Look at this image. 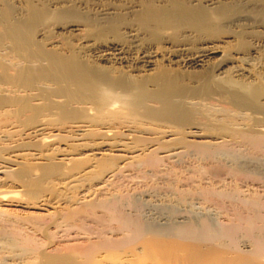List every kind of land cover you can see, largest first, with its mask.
<instances>
[{
    "label": "bare ground",
    "instance_id": "6f19581e",
    "mask_svg": "<svg viewBox=\"0 0 264 264\" xmlns=\"http://www.w3.org/2000/svg\"><path fill=\"white\" fill-rule=\"evenodd\" d=\"M154 1L126 5L125 12L101 8L94 17L74 5L52 10L30 1L23 17L14 18L9 6L0 14V141L12 139L23 125L29 126L24 134L38 140L24 144L36 153L1 157L0 173L48 212L22 219L0 211V246L21 255L9 264H142L146 256L163 264H264V196L222 185L223 175L235 178L242 171L200 167L189 180L205 186L179 185L173 173L165 183L180 201L198 198L225 210L223 225L210 216L150 221L131 191L110 180L132 169L159 175L165 162L185 152L210 159L264 157V91L255 84L233 85L235 76L256 80L260 74L248 64L238 69L236 61L264 60V0H255L254 10L241 0H171L162 7ZM63 21L70 31L86 32L65 55L48 51L34 36L38 25ZM224 73L226 83L219 79ZM218 104L221 110H206ZM59 139L73 145H50ZM45 145L53 153L44 152ZM30 155L43 166L28 164ZM57 175L63 176L60 184L82 178L96 184L77 199L52 203L44 186ZM17 190L7 193L14 197ZM7 193H0L2 201ZM63 203L66 210H58ZM72 232L86 243L51 254L43 250Z\"/></svg>",
    "mask_w": 264,
    "mask_h": 264
},
{
    "label": "rangeland",
    "instance_id": "374dc122",
    "mask_svg": "<svg viewBox=\"0 0 264 264\" xmlns=\"http://www.w3.org/2000/svg\"><path fill=\"white\" fill-rule=\"evenodd\" d=\"M29 1H30L31 4L34 3V5H36V6H44L42 4L45 3V4L49 5L48 7L51 8V9L55 8V7H60V6L62 7L63 5H67V4L74 5L77 8L80 7L79 10L84 15H87V16H90V17H94L102 9L117 8L118 10L120 9L119 11H124L123 9L126 8V5H127V7L132 6L131 4H134L133 6H136L137 4L141 5V4L145 3L146 1H150V0H0V10H1L0 14L4 13L6 7L9 6V7H11L9 9L13 11V12L10 11L12 13L11 15H13V13H14V16H13L14 18H15V15H16V17L20 18L21 15L24 16V14H25L24 11L26 10V8H27L26 6L28 5L27 3H29ZM152 1H154V0H152ZM157 1L156 0L154 1V2H156L155 5H157L158 7H162L167 2L169 3L171 0H157ZM179 1L180 2H191V0H179ZM195 1L197 2V1H200V0H195ZM221 1H224V0H221ZM225 1H228V0H225ZM241 1H242L243 4L249 5L250 6L249 9L253 8V10H254L255 8H259V3L258 2L254 3V2H256L255 0H241ZM255 4H258V5H255ZM112 5H114L115 7L112 6ZM23 16H21V17H23ZM77 20L78 21H82L83 19H77ZM65 23H66V21L56 22V23L55 22H49V24L48 23L47 24L43 23V24L38 25V27L36 28L37 30L35 32L36 34L34 35L35 39L37 40V42L42 47H44L45 49H48V51L58 52V53H61L63 55L67 54L69 46L73 47V48L75 47V45L77 46L78 42H79L78 39L84 37L86 32L83 29V27H82V31L81 30L78 31V32L77 31H70L69 29L66 28V26H64ZM127 23L135 25V23L131 19L127 20ZM123 33H124V29H122V27L119 28L118 29V34H119L118 38H120L121 40L124 39V34ZM226 46H230V45H226ZM2 51H4V47L3 46L0 47V53H2ZM236 63H237L236 65L240 66V67L237 66L238 69L242 68L243 66H246L248 64V65H251L250 68L253 71H255L254 73H257L259 71L260 74L255 77L256 80H254V78H250L247 74H245V72H244V74L246 76H237V77L235 76V77H233V80H234L233 81L234 82L233 85L235 84L234 87L238 88V89H241V87H244V86H247V85L251 86L252 84L253 85L255 84L256 86H258L260 89H263V91H264V77H263L264 73L262 74V76H260L261 75V67L264 64V60H263L262 56L259 57V58L258 57L255 58V60H254V58L253 59L252 58L251 59H244L242 62L237 60ZM252 66L256 70H254L252 68ZM240 73H243V71H241ZM228 77H229V74L227 75L226 73H224V74H221L219 76V79L221 80V82L226 83V80L228 79ZM43 83L42 82L39 83V86L41 85L40 86L41 88L44 87ZM39 90L37 89V92H36V90H34L33 92L34 93H38ZM221 105L222 104H218L217 106H213V107L209 106V108H206V110H209V111H211V110L212 111L213 110H221L222 109ZM211 107L213 109H211ZM238 121H240V120H238ZM28 127H29L28 125L27 126L23 125V127H20L21 131L19 133H17V135H16V133H15V135L14 134L12 135V139L10 138L9 140L7 139L6 141H3V142L0 141V145H1L0 146V153H1L0 154V158L4 157V156L6 157L9 154L13 155V153L14 154L15 153L16 154H18V153L19 154H25V153H28V152H30V153L31 152L32 153L38 152L37 150H32L35 147L28 146V149L32 148L31 150H28L27 147L24 148L25 147L24 144L26 142H31L30 145H32L34 143L33 141L36 139V138H33V136L27 135L28 136L27 137L24 134L26 129H28ZM20 133H22V134H20ZM36 140H35V142H36ZM37 142H38V140H37ZM50 143H47V145L50 144L53 147H58L59 146V148H65V146L67 144H69V146H70L71 143L73 145L72 141L60 140V139H59V141L56 140V141H53V142H50ZM140 143L141 142H139V145H143V144H140ZM29 147H31V148H29ZM44 147L45 148L48 147L46 149V151H44V152H48L49 151L48 153H50V152L53 153L52 151L48 150L50 146L46 147V145H45ZM10 148H11V150H13L12 152H11ZM54 152H55V150H54ZM183 153H181V154H183ZM195 153L196 152L188 154L187 152H185L184 155H182V157H181V155H178V156L176 155V156L172 157L174 160L170 158V160H169L170 162L169 163L165 162L166 165L167 164H169V165H167V166L164 165L163 166V171L159 175L157 173L153 174L154 172H151L150 170H148V168L147 169H145V168L143 169L142 168L143 170L141 169V170H136V171H135V169L134 170L132 169V170H126L125 173L121 175V178H123V179L118 178V180L121 179V180L118 181L117 177L113 176V177H111L110 180L114 181V183L116 182V184H114V185H117V183L119 185L121 184L123 188L125 187V190H128L129 192L131 191L129 193V196L131 195L132 199L135 198L137 201H140V203L143 204V211L145 210L144 211L145 215L146 216L148 215L147 216L148 220H150V219H151L150 221H155L156 220L155 222H159V223H162V224L168 223L169 221H171V219H175V220L177 219L178 221H183L186 218H190V217L201 218V217H204V216L205 217L206 216L214 217V219L217 218L218 219L217 223L218 224L222 223L221 225L227 223V222H224V221H227V216L222 215V212L224 214H226L225 210H223V209L221 210V208H217L218 206L215 207L216 206L215 203L213 204V203L209 202L208 204H206L204 201H201V199L198 200V198H192L190 200L188 199V201L187 200L186 201H180V200L177 199V196L175 194H173V193H171V192H169L168 190L165 189V187H166L165 183L167 182V180L169 178L173 177V175L178 180H180V181H178L176 179V182L178 181L177 183L179 185L180 184L181 185L185 184V186H186V185L191 183L192 185L196 184V187H197V185L201 186L202 184H203V186H205L207 183H202V182L199 183V182H197L196 179L194 181H192V180L190 181L189 180L190 177L193 176L192 174H195L196 169L198 170V169H201L202 167L206 171H211L213 168L215 170L217 168V166L220 168L223 165L224 168H227V170L228 169L229 170L232 169V171H234V172H236L238 174H239V172H241V171L243 172L244 171L243 173L241 172L239 175L235 174L234 172L231 173V171H230L231 175L235 174L236 177L233 175L235 178H231L232 176L230 177L229 175L228 176L223 175L224 178L223 177L222 178H223L224 181H223L222 185L226 186V187L228 185V187L230 186L231 188H233L235 186H239L245 192H246V190H248L250 188L251 191L255 190L254 192H259V194L262 197L264 196V157L263 156H262L263 158L262 157H260V158L258 157V159H257V158H253V157L248 156V155L247 156H233V155H230V154H222L221 156L219 155L216 158H211L210 159L209 157H205V156H203L204 157L203 158L198 153H196V154ZM31 157H33V156L30 155V156L27 157L28 160H29V162H27V163L31 164L34 167L36 166L37 168L38 167L41 168L43 166V164H38V163H42V162L45 163V161L34 160ZM33 164H36V165H33ZM214 164H215V166H214ZM37 165H40V166H37ZM173 165H174V167H176V168H174V171L170 169V168H173L172 167ZM44 166H45V164H44ZM69 168L72 169L71 166H69ZM164 168H165V170H164ZM169 169L172 172L168 171ZM229 170H228V172H229ZM75 171L76 170H74V172H69L70 173L69 175L68 174H64L66 177L65 176L63 177L61 175L60 176H61V178L63 177V179H65L67 177L69 178L71 173H75ZM39 172H40V174H39ZM41 173H42L41 171L36 172V174L38 176L41 175ZM172 173H173V175H171ZM60 176L57 175L53 179L50 178L48 180V182H46V184L44 186V188L45 187L46 188H45V192L43 194L46 197L47 196L50 197L51 199H49V200H50V202L53 200L52 203L53 202L62 203V202H67V201H72L74 199H77L81 195H83V193H86L87 189H89L92 186H95V184H96L95 180H91L90 181V180H86L84 178L79 179L77 181H73L74 183L70 182L71 184L70 183H68V184H60V183H58V181H60V180L57 179ZM125 176L127 178H125ZM13 179H11V177H9L7 175H4V174L0 173V193H5V192L7 193V192H9L11 190L15 191L17 189H18L17 191L19 193V194L15 195L14 197H12L13 194L7 193V195L10 194L9 195V199L10 200L7 199L5 201H2L0 199V201H1L0 202V211L2 213L4 212L5 214L10 215L12 217H19V218H22V219H24V218L26 219L27 217L28 218L29 217L30 218L31 217L37 218V216L38 217H40V216L44 217V214L48 213L46 210H44V206H42L43 208L42 207H35L31 203H29V202H32L33 200H32V198L29 195H27L28 192L25 189H23L24 188L23 186L20 187L21 186L20 183H18L17 181H15ZM214 179H217V178L214 177ZM225 179H227V180L225 181ZM78 181H80V182H78ZM96 181L98 182V180H96ZM204 181L208 182L209 180L205 179ZM215 181L219 183L218 180H215ZM93 183H94V185H93ZM224 183L227 184V185H224ZM72 185H74V186L72 187ZM23 190H24V192H22ZM56 192L58 194H56ZM132 192H134L133 195H132ZM52 194H54V195H52ZM56 195H58L59 198L55 197ZM131 196H130V198H131ZM54 197H55V199H54ZM67 198H68V200H67ZM138 198H139V200H138ZM65 204L66 203H63L60 207H58V210L59 209L61 211L66 210L65 208H67V204L66 205ZM57 205H59V204H55V207H57ZM168 205H169V207H168ZM45 208L47 209V207H45ZM49 209H50L49 211H51V212L55 211V209H53V208L49 207ZM39 234H40V232L37 234L38 237L40 236L42 238V234H40V235ZM63 234H65V233L60 231L59 236H63ZM71 235L72 236L67 237L66 239L64 237H60L58 239L57 243H55L52 246H45V247H43V250L46 253L51 254V252L53 253L54 248H57V247L58 248H65V247L81 246L84 243H86V239L83 238V237H76L75 238L74 237L75 236L74 232H72ZM245 239L246 240H244V241L246 242V244L243 243V245H245L244 248L248 249V247L246 245H249V244H248L247 238H245ZM55 245H57V246L55 247ZM140 246H141V248H143L142 245H140ZM13 251L10 252V250L2 249L1 246H0V264H7V263L9 264V263H12L13 260L20 259V257H21L20 252L17 251V249H16V252H15V250H13ZM144 258H146V259L142 260L140 263H142V264H163V262L160 259H158V258L154 259V258H150V257H147V256L144 257Z\"/></svg>",
    "mask_w": 264,
    "mask_h": 264
}]
</instances>
